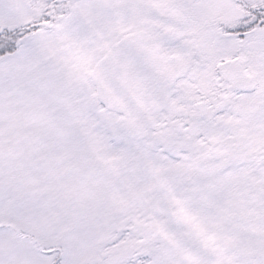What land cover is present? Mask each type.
<instances>
[{
    "label": "snow or ice",
    "instance_id": "snow-or-ice-1",
    "mask_svg": "<svg viewBox=\"0 0 264 264\" xmlns=\"http://www.w3.org/2000/svg\"><path fill=\"white\" fill-rule=\"evenodd\" d=\"M0 264H264V0H0Z\"/></svg>",
    "mask_w": 264,
    "mask_h": 264
}]
</instances>
